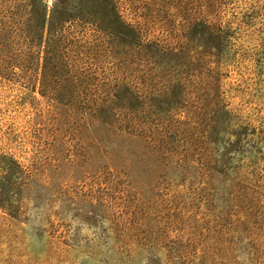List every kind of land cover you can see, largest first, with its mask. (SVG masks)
I'll return each instance as SVG.
<instances>
[{"label":"rangeland","instance_id":"rangeland-1","mask_svg":"<svg viewBox=\"0 0 264 264\" xmlns=\"http://www.w3.org/2000/svg\"><path fill=\"white\" fill-rule=\"evenodd\" d=\"M0 264H264V0H0Z\"/></svg>","mask_w":264,"mask_h":264},{"label":"trees","instance_id":"trees-1","mask_svg":"<svg viewBox=\"0 0 264 264\" xmlns=\"http://www.w3.org/2000/svg\"><path fill=\"white\" fill-rule=\"evenodd\" d=\"M105 16V13H102ZM46 11L45 8L39 9L37 15H36V22L40 24L41 27L44 28L46 25ZM42 28V29H43Z\"/></svg>","mask_w":264,"mask_h":264}]
</instances>
